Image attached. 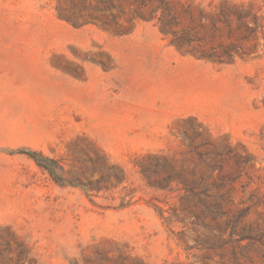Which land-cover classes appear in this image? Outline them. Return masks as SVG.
<instances>
[{
  "label": "rangeland",
  "instance_id": "rangeland-1",
  "mask_svg": "<svg viewBox=\"0 0 264 264\" xmlns=\"http://www.w3.org/2000/svg\"><path fill=\"white\" fill-rule=\"evenodd\" d=\"M162 1L0 0V264H194L192 227L169 225L184 217L171 218L184 215L179 180L223 177L237 200L264 195V0ZM149 21L210 62L226 109L132 139L92 126L65 80L110 67L107 38ZM24 147L59 160L74 185Z\"/></svg>",
  "mask_w": 264,
  "mask_h": 264
},
{
  "label": "crops",
  "instance_id": "crops-1",
  "mask_svg": "<svg viewBox=\"0 0 264 264\" xmlns=\"http://www.w3.org/2000/svg\"><path fill=\"white\" fill-rule=\"evenodd\" d=\"M106 50L110 67L86 63V79H68L63 86L64 98L98 129H122L131 139L155 136L173 115H215L226 109L211 90L210 62L181 54L152 21L109 36Z\"/></svg>",
  "mask_w": 264,
  "mask_h": 264
},
{
  "label": "trees",
  "instance_id": "trees-1",
  "mask_svg": "<svg viewBox=\"0 0 264 264\" xmlns=\"http://www.w3.org/2000/svg\"><path fill=\"white\" fill-rule=\"evenodd\" d=\"M15 152L33 159L56 183L74 185L66 179L59 160L26 147ZM232 182L223 177L208 184L204 179L178 181L186 193L184 215L172 214L171 218L184 217L181 221L169 219V225L180 222L192 227L195 244L187 245L186 250L192 251L194 264H264V195L253 192L251 197L237 200L231 193ZM158 211L166 220L164 211Z\"/></svg>",
  "mask_w": 264,
  "mask_h": 264
}]
</instances>
